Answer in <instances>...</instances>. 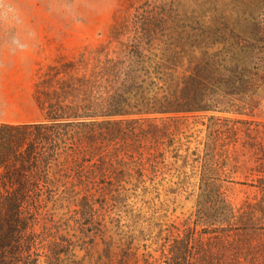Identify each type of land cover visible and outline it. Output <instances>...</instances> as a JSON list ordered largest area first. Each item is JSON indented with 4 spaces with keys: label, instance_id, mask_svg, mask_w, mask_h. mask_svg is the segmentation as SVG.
Segmentation results:
<instances>
[{
    "label": "trees",
    "instance_id": "16d2710c",
    "mask_svg": "<svg viewBox=\"0 0 264 264\" xmlns=\"http://www.w3.org/2000/svg\"><path fill=\"white\" fill-rule=\"evenodd\" d=\"M145 21L115 22L107 43L48 64L33 92L42 120L0 121V264H41L42 256L58 264L79 248L90 256L97 237L110 230L104 206L124 197L128 186L163 177L168 154L195 162L203 200L164 237L161 264H217L215 239L224 244L233 226L245 232L254 226L262 201L233 206L223 185L231 173L223 152L240 145L252 154L256 178L250 186L264 197V124L247 118L260 104L264 60L233 65L216 78L208 67H196L183 81L170 79L171 88L158 87L162 78L152 63L158 29ZM202 113L214 120L206 124L213 142L206 141L202 152L180 154L181 119ZM50 203L74 205L65 228L80 234L79 243L53 222L46 223L52 239L44 244L36 225ZM102 242L113 250L112 240ZM120 245L130 249V243ZM152 258L144 264H157Z\"/></svg>",
    "mask_w": 264,
    "mask_h": 264
},
{
    "label": "rangeland",
    "instance_id": "374dc122",
    "mask_svg": "<svg viewBox=\"0 0 264 264\" xmlns=\"http://www.w3.org/2000/svg\"><path fill=\"white\" fill-rule=\"evenodd\" d=\"M18 4L37 33V40L25 61L13 59L5 70L15 75L0 76V120L4 121L42 120L30 89L34 92V83L45 67L60 56L73 57L107 43L115 22L126 19L134 25L147 22L148 17L158 29L152 50V63L157 64L162 78L158 87L171 88L170 79L183 81L196 67H208V75L216 78L227 76L233 65L250 66L264 60V0H89V7H82L77 17L67 19L50 13L47 0H18ZM258 103L254 113L245 117L264 124V88ZM210 115L190 114L181 119L180 154L195 149L202 152L206 141L213 142L215 134L206 125L214 122L208 118ZM216 144V151H221L222 143ZM225 148L223 155L229 157L227 170L231 173L223 185L230 202L237 209L262 203L260 211L253 214L251 230L245 232L233 226L224 244L215 239L214 258L217 264H264V197L250 186L256 178L252 171L255 159L240 145ZM166 163L163 177L128 186L124 197L104 206L110 230L97 237L99 244L90 256L79 248L64 255L58 264H121L127 252L126 264H144V258L150 256L161 264L164 237L173 226H182L203 200L200 177L193 169L195 162L168 154ZM203 208L212 212L210 204ZM73 209L69 203L48 204L36 225L38 232H44V244L52 239L45 234L46 223L53 222L63 225L61 231L71 243L81 241L78 232L65 228L64 219ZM104 238L115 243L113 250L102 242ZM124 243H130L128 251L120 245ZM40 261L47 264L44 256Z\"/></svg>",
    "mask_w": 264,
    "mask_h": 264
},
{
    "label": "clouds",
    "instance_id": "9594fccd",
    "mask_svg": "<svg viewBox=\"0 0 264 264\" xmlns=\"http://www.w3.org/2000/svg\"><path fill=\"white\" fill-rule=\"evenodd\" d=\"M47 7L50 13L75 18L82 7H89V0H47ZM36 40L37 33L27 22L18 0H0V73L13 59L25 61Z\"/></svg>",
    "mask_w": 264,
    "mask_h": 264
},
{
    "label": "crops",
    "instance_id": "0c3cea01",
    "mask_svg": "<svg viewBox=\"0 0 264 264\" xmlns=\"http://www.w3.org/2000/svg\"><path fill=\"white\" fill-rule=\"evenodd\" d=\"M15 74L16 73L14 71H3L2 73H0V76H7V75L12 76V75H15ZM30 97H31L32 100L34 99L32 87L30 89ZM0 121H2V122H10V121H4V120H0Z\"/></svg>",
    "mask_w": 264,
    "mask_h": 264
}]
</instances>
